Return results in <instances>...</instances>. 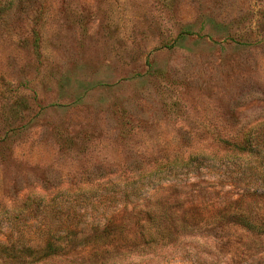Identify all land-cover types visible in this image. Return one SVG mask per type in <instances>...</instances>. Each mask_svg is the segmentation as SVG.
<instances>
[{"label": "rangeland", "instance_id": "rangeland-1", "mask_svg": "<svg viewBox=\"0 0 264 264\" xmlns=\"http://www.w3.org/2000/svg\"><path fill=\"white\" fill-rule=\"evenodd\" d=\"M251 129L247 165L228 143ZM0 140L1 243L42 247L29 210L54 199L74 246L48 264H264V235L220 217L264 212V0H0ZM156 190L207 226L154 251L95 234Z\"/></svg>", "mask_w": 264, "mask_h": 264}, {"label": "trees", "instance_id": "trees-1", "mask_svg": "<svg viewBox=\"0 0 264 264\" xmlns=\"http://www.w3.org/2000/svg\"><path fill=\"white\" fill-rule=\"evenodd\" d=\"M186 34L187 32L182 33L180 38ZM92 87L94 85L90 84L86 89L88 90ZM259 135V131L251 129L246 135L244 144L230 145L228 143V146L245 153L244 160L249 165L252 162V158L256 154L261 153V148L257 143ZM0 144L3 146L4 143L0 140ZM209 160L211 159L205 154L191 155L187 160L176 159L167 163L166 166H163V172L167 177H172L174 174L178 175L182 171L190 172L195 169L197 170ZM262 183L264 184V180ZM162 191L166 190H156L153 196H144L138 203L133 204L131 209L127 204L124 210H121V214L123 215L119 219L120 222H117L114 216L104 226L95 227V234L100 239L108 240L109 243L116 239H122L126 242L134 241L144 251L168 248L171 245H176L179 241L178 239L181 237L183 239L197 236L196 229H203L207 224L199 226L194 223V219L199 216L198 208L190 206L193 202L187 200L189 190H172L170 194V197L174 196L172 202L162 200ZM33 201V199H29L25 204V208L19 211L16 216H13V222L18 221L20 215L25 214L24 210L29 208ZM41 202H43L42 205H40ZM55 202L54 199L48 202L42 199L38 207L29 210L36 217L43 210V213L50 216L53 220V222H46L44 218L42 219L46 222L42 225L43 228L39 230L43 246L34 248L30 245L29 241L26 242L22 238L24 233L20 232L19 237H16L15 240L10 241L9 239L8 243L0 242V261H9L13 264H48L49 262L62 259L70 251H73L71 250L74 246L72 232L66 234V239L56 235L59 232L61 209L60 207H55ZM232 204L230 203V205ZM220 217L228 219L227 225L229 226H237L241 230L253 235H264V212L260 214V211L256 210L250 214L239 209V212L233 213L228 207L223 210V214ZM128 254H131L129 250L123 257L129 256Z\"/></svg>", "mask_w": 264, "mask_h": 264}]
</instances>
